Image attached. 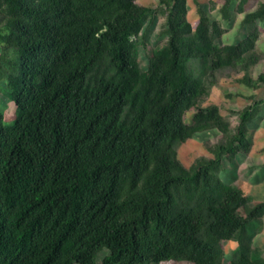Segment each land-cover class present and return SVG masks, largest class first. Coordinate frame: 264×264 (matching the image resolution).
<instances>
[{"label":"trees","instance_id":"16d2710c","mask_svg":"<svg viewBox=\"0 0 264 264\" xmlns=\"http://www.w3.org/2000/svg\"><path fill=\"white\" fill-rule=\"evenodd\" d=\"M2 2L15 118L6 126L0 114V264H144L158 250L227 264L217 260L216 243L240 223L235 205L215 193L213 172L223 156L248 150L246 125L264 98L241 110L210 160L187 169L176 161L177 145L201 129L182 115L194 93L187 62L192 40H205L204 11L196 8L190 41L165 30L167 59L142 77L130 37L146 9L125 0ZM159 3L166 21L180 26L185 0ZM252 19H264V4L241 24ZM254 40L228 46V56L243 59ZM104 54L115 74L91 87L87 75ZM257 81L264 83V68ZM200 182L204 201L195 204ZM260 211L264 198L250 217ZM102 248L108 254L96 262Z\"/></svg>","mask_w":264,"mask_h":264},{"label":"rangeland","instance_id":"374dc122","mask_svg":"<svg viewBox=\"0 0 264 264\" xmlns=\"http://www.w3.org/2000/svg\"><path fill=\"white\" fill-rule=\"evenodd\" d=\"M128 5L146 9L134 26L130 39L131 57L145 77L150 65L164 64L168 56L169 29L179 38L192 40L199 17L196 8L204 11L205 40L193 41L194 50L187 62L193 77L194 93L191 105L183 113V122L199 126L175 148L176 161L185 169L196 160H210L212 149L224 144L238 122L241 110L254 100L264 98V83L257 76L264 68V19H252L241 24L248 13L256 11L264 0H185L186 15L180 26L166 21L164 5L159 0H125ZM9 10L0 0V114L3 124L11 125L15 106L11 97L8 75L13 55L4 41L8 32ZM214 23L219 34L214 30ZM255 37L252 47L244 52L243 59L228 56L227 47ZM115 69L104 54L87 75L91 87L103 77H111ZM247 77L249 83L241 82ZM130 111L124 107L121 120L126 122ZM248 150L223 156L220 166L213 172L217 178L215 193L235 205L240 227L216 243V257L227 264H264V211L250 217L252 207L264 198V102L258 114L246 125ZM201 182L193 190V202L202 204ZM108 254L102 248L94 255L99 262ZM144 264H205L188 256L166 251H153Z\"/></svg>","mask_w":264,"mask_h":264}]
</instances>
